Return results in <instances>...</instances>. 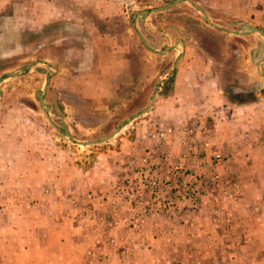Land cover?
<instances>
[{"label": "rangeland", "instance_id": "374dc122", "mask_svg": "<svg viewBox=\"0 0 264 264\" xmlns=\"http://www.w3.org/2000/svg\"><path fill=\"white\" fill-rule=\"evenodd\" d=\"M69 1L3 0L0 8V77L21 73L0 85V186L4 192L0 197V264H264V79L257 75L248 54L258 44L264 48V40L256 35L238 37L241 56L238 80L233 83L238 87V151L224 150V145L214 141L204 150L194 147L190 162L172 167L165 152L150 151L151 140L158 141L157 132L165 121L162 110L153 109L156 99L146 115L104 144L72 145L54 125L62 121L78 142L94 141L148 107L156 85L172 69L176 57V52L156 55L153 51L167 44L165 35L182 36L188 48L186 62L192 63L196 33L203 31L201 15L181 3L140 19L142 12L174 0H115L122 5L120 14L97 30L87 28L91 16H96L93 8L80 13L88 18L84 25H44L38 19L45 2L67 7ZM192 2L218 20L233 19L238 9L243 20L258 17L264 28L262 1ZM133 10L138 12L134 17ZM100 33L125 36L128 50L120 54L128 64L124 94L112 97L114 88L109 89L107 106L94 111L92 99L81 98L69 83L80 74L73 59L84 58ZM139 33L147 40V50ZM80 35L86 38L82 44ZM113 48L117 57V47ZM95 51L89 60L98 59ZM45 59L51 60L53 68L42 63ZM27 65L32 67L24 71ZM94 66H88V73ZM108 68L114 71L113 66ZM48 72L54 75L45 90ZM44 91V103L51 106L50 120L36 99ZM227 95H232L231 90ZM136 145L146 150V156L124 175L120 168ZM215 153L224 157L223 164L211 163ZM199 159L206 162L205 167H197ZM143 160L154 161L158 173L149 166L143 169ZM30 163L35 167L29 168ZM180 167L205 176L192 175L178 183L175 175ZM30 173L35 176L32 189V184H26ZM44 174L66 189L64 199L42 197ZM15 175L24 180L11 184ZM143 176L159 179L155 189L143 186ZM26 189L34 197L27 199ZM69 190H77L79 199H72Z\"/></svg>", "mask_w": 264, "mask_h": 264}, {"label": "crops", "instance_id": "0c3cea01", "mask_svg": "<svg viewBox=\"0 0 264 264\" xmlns=\"http://www.w3.org/2000/svg\"><path fill=\"white\" fill-rule=\"evenodd\" d=\"M257 1H262L264 4V0ZM117 2L115 0H70L67 7L60 5L61 3L56 7L51 3L46 4L45 2L43 4L44 14L39 16L38 19L42 20L44 25L54 22L74 23L75 25L80 22V24L84 25L88 23V18L80 16V13H82L83 9L93 8L96 16H91L93 20L89 22L90 27L87 28L97 30L100 24L111 23L114 20L113 16L120 14L122 5ZM2 5L3 0H0V8H2ZM236 10V15L232 17L233 19L229 20L213 19L204 10L208 21L223 30L211 27L202 20V16L198 19L201 22L199 26L203 31L196 33L198 35L194 42L197 44V47L195 48L194 61L192 63L186 62V59L189 57H187L188 48L185 38L182 36L174 38L173 36L165 35L167 40L166 45H172L169 53L176 52L175 60L179 58V61L170 77L169 73L171 70L162 77L161 81L164 79H167V81L159 87L153 109L156 108L157 111L158 109L162 110V113L165 115L163 116L165 121L164 126H161L160 129L161 131L170 130V133L167 134L166 141H159L158 136H156L161 145L157 144V140H151L158 147L155 148L154 145H151L150 151L152 153L165 152L168 156V166L174 167L178 164H187L190 162L189 159L191 157L189 152H192L195 149L194 147L197 146L200 149H204L205 144L209 146L214 141L221 146L224 145V150L232 148L235 152L238 151V87L233 85L238 80V57L241 56L238 51V37L256 35L263 40L264 38L256 33L239 36L228 33L224 29L240 33L245 31V26H252L264 33V28L258 24V17L250 21L247 19L243 20L242 17L238 16V9ZM239 25H242L241 30L234 29V27H238ZM85 39L80 35L81 44ZM169 39L171 40V44H169ZM144 40L147 43L145 38ZM176 44L179 45L174 48ZM95 47L98 49V59L96 61L89 60L95 54V50H97ZM113 47H117L115 51L117 57L114 54L115 48ZM125 47V36L122 35V39H120V36L108 37L105 33H100L97 34L94 47L92 48L91 45V49L85 54L87 58H81L80 55V59L79 55H77L73 59L77 65L76 71H80V74L74 76L73 82L69 83V86H72L73 90L81 98L89 102L92 99L91 102L94 105L92 110L98 111L102 107L107 106L108 99H110L109 95L107 96L109 89L114 88L111 92L112 97L116 96L117 98L121 94H124L122 90L126 86L123 81H125L124 73L127 70L125 65L128 63L125 61V55H121L120 52H123ZM143 47L147 50L146 46L143 45ZM82 48L84 49L83 45ZM179 48H183V51H179ZM255 48L261 49L259 59H264V48L258 44L249 50V60L250 52ZM125 50L127 51L128 49L126 48ZM42 63L49 68H53L50 64L51 60L45 59ZM90 64H95V66L91 73H88V66ZM109 65L113 66V72H109ZM61 71L60 69L59 74H61ZM261 71H264V62L261 64ZM54 72H56V69ZM49 85L50 82L48 87ZM168 88V94H165L164 91ZM229 90L232 92L231 96L227 95V91ZM164 95H166L165 98ZM218 147L221 149L219 145ZM145 153L146 150L137 147V145L132 151L130 149L124 161L126 165L120 168L123 174L126 175L129 167L137 163L141 156H146ZM41 164L45 166V161ZM32 166L35 167V163L28 165L29 168H33ZM33 175L32 173L27 175L26 180V184H32L30 186L31 189L35 187V176ZM14 179L10 181L11 184H18L24 180L18 175H15ZM1 182L0 180V185L2 184ZM40 183L42 184L41 195L43 198L64 199L63 193L66 192V189L56 185V183H53L46 176L43 177ZM77 190H69L72 191V199L74 200L80 197V193ZM13 192L16 193V191ZM3 193L0 186V197ZM68 193L70 194V192ZM10 196L11 199L15 197L12 194ZM32 197H34L32 191L26 189V198ZM59 214L61 215L62 212H59ZM63 214L66 213L64 212Z\"/></svg>", "mask_w": 264, "mask_h": 264}, {"label": "water", "instance_id": "95a60500", "mask_svg": "<svg viewBox=\"0 0 264 264\" xmlns=\"http://www.w3.org/2000/svg\"><path fill=\"white\" fill-rule=\"evenodd\" d=\"M181 3H187V4L191 5L198 13L201 14L202 20L205 23H207L208 25H210L211 27L223 30L219 26L209 22L207 14L205 13V11L203 9H201L198 5L194 4L191 0H174L172 3H169L168 5H165V6H162V7H158V8H155V9H151V10H148V11H144V12H142L139 15V17H140V19H145L146 17H148L151 14L170 9V8H172L174 6H177V5L181 4ZM137 14H138L137 11H135V10L131 11V16L132 17L136 16ZM244 28H245V31L240 32V33H236V32H233V31H230V30H225V29H224V31H226L228 33L236 34V35H239V36H242V35H245V34H249V33H256V34H259L260 36H262L264 38V33L262 31H260L259 29L255 28V27H252V26H245ZM138 35H139V38H140L141 42L143 43V45L148 48V43H146V41L144 40L142 35L140 33ZM169 44H171V40L170 39H169ZM178 45L179 44H176L174 46V48L177 47ZM171 48H172V45H169V46L165 45V46H163V49L161 51H158V52L153 51V52L156 53L157 55H162L163 53L169 52L171 50ZM260 52H261L260 48H255V49L251 50V52H250V60H251V63L254 65V67L256 69V72L259 75V77L264 79V73H262V71H261V64L264 62V59H259ZM178 61H179V58H177L175 60V62L173 64V67H172V69H171V71L169 73V77L171 76L172 72L174 71L175 67L177 66ZM34 64H39V62H36ZM31 67H32V65H27L24 68V71H28ZM20 75H21V73H16V72L15 73L5 74L4 76L0 77V85H1V83L3 81H5L7 79L18 78ZM52 75H53V73H51V72H48L46 74L45 90L48 88V84L50 82V79H51ZM166 81H167V79H164V80L160 81L156 85L155 90L153 92V95H152V97L150 99V103H149L148 107H146L145 109L141 110L137 114L130 116L127 120L119 123L118 126L112 131V133H110L108 136H106V137H104L102 139L94 140V141L78 142L69 134L67 126L64 125L62 121L60 123V126H58V125H54V126L58 129V131L62 135V137L67 139V141L70 144H72V145H76V146L85 148V147H89V146H94V145H100V144L107 143V142L111 141L112 139H114L115 137H117L121 133V131L124 129V127L126 125L131 124L135 120L139 119L140 117H142V116H144V115H146L148 113V111L152 108V106L154 104V101H155V98L157 96L159 87L163 83H165ZM45 92L46 91H44L42 93H39L37 95L36 99L40 103V106H41L44 114L46 115L48 120H50L49 111L51 110V106L44 103ZM0 95H2V90L1 89H0Z\"/></svg>", "mask_w": 264, "mask_h": 264}, {"label": "built area", "instance_id": "2783aa9c", "mask_svg": "<svg viewBox=\"0 0 264 264\" xmlns=\"http://www.w3.org/2000/svg\"><path fill=\"white\" fill-rule=\"evenodd\" d=\"M169 133H170V130L157 132V136H158L159 141L160 140L166 141L167 137H168L167 134H169ZM207 147H208V145L205 144L204 145V149H206ZM224 160H225L224 157L220 153H215L211 157V161H212L211 163L214 166H219V165L223 164ZM143 164H144L143 167H142L143 169H146V167L149 166L150 169H153V173H158L159 168H158V165L154 161L150 162V161H147V160H143ZM205 164H206V162L203 159H199L198 162H197V167H199V168L205 167ZM140 172H142V169H140ZM192 175H194L195 178H200L201 176L204 177L205 173L202 172V175L196 174V173L192 174V172L181 168V169H178V171H176V175L175 176H176L177 182L179 183L180 181L184 180L185 178H187V179L188 178H192ZM158 182H159V179L157 177H153V176L146 177V176H143V183H144L143 186L148 187L150 190L152 188L155 189L156 184Z\"/></svg>", "mask_w": 264, "mask_h": 264}]
</instances>
